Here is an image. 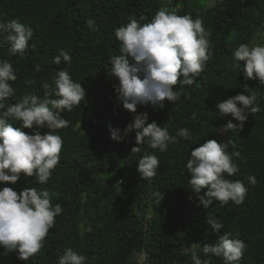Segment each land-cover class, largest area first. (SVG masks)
I'll use <instances>...</instances> for the list:
<instances>
[{
  "label": "trees",
  "instance_id": "obj_1",
  "mask_svg": "<svg viewBox=\"0 0 264 264\" xmlns=\"http://www.w3.org/2000/svg\"><path fill=\"white\" fill-rule=\"evenodd\" d=\"M173 1L0 0V23L15 19L33 29L24 56L11 55L7 33L0 32V61L8 60L17 75L15 82L9 81L15 95L8 103H19L26 94L43 98L42 83L55 87L53 77L59 69L67 70L86 91L80 106L61 113L69 127L53 133L62 137L63 148L51 179L40 184L22 173L16 184L0 183V190L12 187L18 193L27 187L47 190L53 207L62 206L42 254L24 261L17 250L0 245V264H58L66 248L86 255L87 264H192L191 244H214L224 232L246 243L239 264H264V85L258 79H244L243 61L241 69L233 67L238 46L250 47L254 36L264 29V0H216L213 5L200 0H176L173 5ZM160 8L190 15L193 20L200 18L210 32L213 56L195 83L184 86L178 102L165 100L162 108L138 104L137 112L132 113L118 99L114 87L119 85L118 78L109 74L110 57L121 54L114 31L132 17L149 23ZM88 19L95 21L98 30H90ZM61 49L71 56L70 65L64 61L54 64ZM27 80L35 83L28 85ZM249 93L256 95L259 111L248 113L240 131L225 132L223 126L229 120L238 121L231 114L221 116L217 105ZM142 113H147L146 124L155 121L172 136L185 128L192 140L177 136L178 143L169 144L168 151L161 153L147 142L139 145L140 152H131L137 146L136 129L121 141L111 138L109 126L123 134L134 116ZM9 123L30 135L49 131L36 125L23 128L15 120ZM230 139L235 149L229 145L226 151H239L241 158L232 155L239 171L234 176L225 173V179L243 182L248 189L246 198L239 206L213 200L205 208L199 198L207 189L193 191L186 163L191 151L206 141L223 144ZM144 155H156L160 161L154 180H142L137 171ZM248 176L256 178L255 186ZM208 215L223 224L219 231ZM89 225L91 232L86 231ZM197 254L207 264H224L222 257L199 250Z\"/></svg>",
  "mask_w": 264,
  "mask_h": 264
},
{
  "label": "clouds",
  "instance_id": "obj_2",
  "mask_svg": "<svg viewBox=\"0 0 264 264\" xmlns=\"http://www.w3.org/2000/svg\"><path fill=\"white\" fill-rule=\"evenodd\" d=\"M143 19V18H141ZM90 30H98L95 21H86ZM0 32H6L10 42L11 55L24 56L33 37V29L18 20L0 23ZM120 42V55L110 57V75L118 78L119 85L114 86L123 108L136 113L138 104H151L153 107L164 106V101L178 102L184 95V86H191L203 73L206 62L213 53L210 49V32L206 31L200 18L195 20L190 15L179 16L160 8L149 23H141L135 17L130 18L125 26L114 31ZM34 48L35 45H32ZM71 56L63 49L55 56L54 64L62 61L70 65ZM236 61L233 67L241 69L245 80H257L264 85V45L240 44L233 53ZM36 71H40L36 66ZM17 75L8 60L0 61V183L16 184L21 174L35 177L40 184L51 179L52 172L60 163L63 148L62 137L53 134L56 130L69 127L70 122L62 118L65 110L71 112L86 100V91L81 83L75 82L69 72L59 69L53 77L54 85L43 82V98L36 94H26L19 103L8 101L15 95L9 81L15 82ZM28 85L35 83L27 80ZM249 92L248 86L243 85ZM55 97V98H53ZM257 97L237 94L217 105L219 114L231 116L238 121L229 120L224 126L225 132L241 130L248 118L259 111L255 105ZM147 113L137 114L133 122L122 134L119 129L109 126L111 138L121 141L132 129H136V145L131 152H140L139 145L147 142L152 149L161 153L168 151L169 144L178 143L177 136L192 140L190 132L181 128L177 136L169 134L166 128L155 121L147 123ZM195 119V114L192 115ZM9 120L19 121L23 128H47L49 131L41 135L38 131L30 135L21 127H14ZM233 141L218 143L208 140L191 151L186 169L191 173L190 185L195 193L207 189L201 196L200 203L208 208L213 200L221 205L232 201L241 205L248 189L243 182L225 179L234 176L238 166L233 163L232 155L241 158L239 151H226ZM160 161L156 155H144L139 159L137 171L142 180H154ZM253 186L257 184L254 176L247 177ZM163 199V197H162ZM62 213V206L51 203V194L47 190L27 187L21 192L12 187L0 190V245L8 251L17 250L20 260L28 261L31 257L42 254L49 230L55 226V218ZM213 228L219 231L223 224L219 219L208 215ZM91 232V225L86 229ZM238 235V233H237ZM232 233L224 232L214 244L205 243L201 247L192 243V264H207L197 251L222 257L224 264H239L246 250V243L241 239L230 238ZM147 259V254L144 255ZM58 264H87V256L79 254L72 248H66L59 257Z\"/></svg>",
  "mask_w": 264,
  "mask_h": 264
},
{
  "label": "rangeland",
  "instance_id": "obj_3",
  "mask_svg": "<svg viewBox=\"0 0 264 264\" xmlns=\"http://www.w3.org/2000/svg\"><path fill=\"white\" fill-rule=\"evenodd\" d=\"M200 1L206 2V5H213L216 0H200ZM253 45H264V29L260 30L251 40L250 47H252Z\"/></svg>",
  "mask_w": 264,
  "mask_h": 264
},
{
  "label": "water",
  "instance_id": "obj_4",
  "mask_svg": "<svg viewBox=\"0 0 264 264\" xmlns=\"http://www.w3.org/2000/svg\"><path fill=\"white\" fill-rule=\"evenodd\" d=\"M176 0L173 1V5L175 4Z\"/></svg>",
  "mask_w": 264,
  "mask_h": 264
}]
</instances>
